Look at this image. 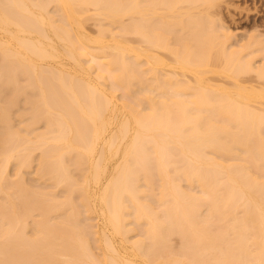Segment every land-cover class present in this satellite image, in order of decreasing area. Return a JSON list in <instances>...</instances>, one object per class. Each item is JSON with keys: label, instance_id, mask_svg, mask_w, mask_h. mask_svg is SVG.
<instances>
[{"label": "bare ground", "instance_id": "bare-ground-1", "mask_svg": "<svg viewBox=\"0 0 264 264\" xmlns=\"http://www.w3.org/2000/svg\"><path fill=\"white\" fill-rule=\"evenodd\" d=\"M221 1L0 0V264H264V45Z\"/></svg>", "mask_w": 264, "mask_h": 264}, {"label": "rangeland", "instance_id": "rangeland-1", "mask_svg": "<svg viewBox=\"0 0 264 264\" xmlns=\"http://www.w3.org/2000/svg\"><path fill=\"white\" fill-rule=\"evenodd\" d=\"M218 3L220 4V2H218ZM219 4H217V6H216L217 8L216 7L213 8V10H212V15L213 16L211 17V20H213V19L215 20L216 19L217 22H218L219 21L218 19L221 18L222 21L220 20V22L223 23L228 28V30L234 34L233 42H234V44H236V46L239 45L240 43H246L251 35H258V37L260 38L259 40L262 39L261 42H262V45H264V0H223V1H221L220 6H219ZM216 9H218V10H216ZM89 14H91V16H92L91 18L92 19H89V21L86 22V24H85V26L87 28L86 30L89 31L90 35L91 34L92 35H96V33H97L96 30L98 29L97 25H96L97 21L94 19L93 11L89 12ZM214 14H215V16H214ZM217 14H218V16H217ZM215 17H217V18H215ZM93 20H95L96 23ZM254 55H255V57H254L253 61H255V65L264 64V53L256 52ZM248 74H250V75H248ZM248 74L242 73L241 76L239 75L238 78H239V80L241 79V83L240 84H243V87H248L249 86L248 88H250L251 86H253V87H255V88L259 89V90L260 89L264 90L263 85H262V83L264 84V81H262V78L260 79L259 76L257 78V75L255 76L254 73L253 74L252 73H248ZM209 76L211 78L213 77L214 79H217L216 82H218V80H219L221 84L224 83L223 86H225V85L229 86V87L232 86L231 83H230V82L233 83V81H231L232 79L229 78V77H228V79H226L225 75H222V76L225 77V79H224V77L222 78L221 74L220 73L218 74V72L212 73ZM219 77H220V79H219ZM221 78H222V80H221ZM250 82H251V84H249ZM254 82H255V84L258 82V84H256V86L252 85V84H254ZM220 83H218V84L221 85ZM21 106H23L22 102L17 106V108L16 107L14 108V112H13L14 120L17 119V114L16 113L19 111L18 107H21ZM40 126H42V125H38L39 128H40ZM36 155H37V153L35 154V156ZM36 158H37V156H36ZM34 161H33L32 166H29V168L27 167V168L24 169V178L28 182L26 184L29 185L27 187L28 188L32 187L30 189L34 190L35 187L39 189V186L40 187L42 186V188H46V189L48 188L47 191H45L46 193L47 192H51V190H53V189H51L52 186L49 185L51 182H49L47 180L45 181V180L39 178V176L36 174L37 159L34 160ZM15 171H16L15 161H14V163L12 161V163H10L7 166V172L6 173L8 174V180H10V181L13 180L14 181V179L17 178L16 175H15ZM47 185L50 186V187H48ZM13 187H14V185L12 186V188ZM36 188H35V190H38ZM13 189L14 190L15 189L18 190V187L13 188ZM46 189H44V190H46ZM54 190L56 191V193H55ZM54 190H53L54 192L52 191L51 193H54V194H57V195H61V194H58V193H62V189L61 190L60 189L56 190V188H54ZM58 191H60V192H58ZM29 197L32 198L33 194H31V195L29 194ZM83 220H86L87 223L92 222V224L96 223V222L97 223H101V220H99V219L98 220L97 219L88 220V219L84 218ZM29 221H30V224H33L32 219H29ZM87 223H85V224H87ZM88 225H91V223H89ZM174 237L172 239V244L175 247H179L180 242H181L180 238L178 237L179 238V240H178L177 236H174ZM91 238H93V236L90 237V239ZM92 240H91V245L94 246V248H95L94 250L97 251V252H101L102 249L99 251L95 247L96 246V244H95L96 242H94V241L92 242ZM118 245H120V244H118ZM100 246H101V244H100ZM122 250H124V249L122 248Z\"/></svg>", "mask_w": 264, "mask_h": 264}]
</instances>
